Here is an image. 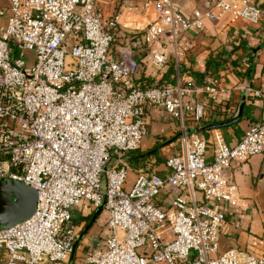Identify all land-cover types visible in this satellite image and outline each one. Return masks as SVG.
Returning a JSON list of instances; mask_svg holds the SVG:
<instances>
[{
  "label": "built area",
  "instance_id": "1",
  "mask_svg": "<svg viewBox=\"0 0 264 264\" xmlns=\"http://www.w3.org/2000/svg\"><path fill=\"white\" fill-rule=\"evenodd\" d=\"M97 3L8 0L0 28V179L34 188L37 201L29 218L0 229L1 264H68L80 234L72 210L85 204H103L107 233L81 264H264V243L218 252L225 210L238 205L232 169L264 151V117L234 145L208 143L188 130L236 111L208 119L204 103L186 97H215L218 80L184 85L180 74L186 31L206 19L256 24L260 4L206 0L185 16L175 0H143L156 18L125 33L148 48L156 69L171 60V79L159 83L138 76L130 46L115 50L118 15L103 16ZM240 67L250 71L251 59ZM148 110L178 121V149L165 158L163 176L141 166L129 182L128 153L140 147Z\"/></svg>",
  "mask_w": 264,
  "mask_h": 264
},
{
  "label": "crops",
  "instance_id": "2",
  "mask_svg": "<svg viewBox=\"0 0 264 264\" xmlns=\"http://www.w3.org/2000/svg\"><path fill=\"white\" fill-rule=\"evenodd\" d=\"M175 1L185 16H190L195 8L207 6L206 0ZM257 1L263 13L256 24L244 20L229 23L224 18L217 21L206 19L202 29L191 28L182 36L184 55L180 58V62L183 84L192 82L199 86L208 75L214 76L220 84L219 92L213 98L205 92H190L186 100L191 103L203 102L208 119L217 112L218 114L226 112L229 115L236 111L237 114L240 104H243L242 116L237 122L204 129L207 130L206 135L209 139L218 138L228 145L236 144L251 123L261 121L264 117V0ZM97 6L105 17L118 15L122 29L114 48L115 50L123 46L132 48V56L140 63L138 76L150 82L170 80V74L164 75L168 70V64L156 69L150 64L151 56L148 48L139 41H129L125 33V30L131 28H143L156 18L155 12L151 8L146 9L143 0H98ZM8 14V0H0V28L5 26ZM244 57H249L252 62L251 70L246 73H243L240 67ZM184 69L199 74L196 76L184 73ZM255 92L259 94L256 95ZM146 114L147 130L142 137L140 147L128 153L131 164L129 182L135 178V172L141 166L163 176L166 173L165 158L178 149L177 138L173 139L177 135L178 121L162 110H148ZM219 122L223 121L216 123ZM186 124L192 126L188 120ZM209 124L214 123L205 122L201 127ZM199 133L203 136L202 131ZM159 145L162 146L150 152ZM148 152L150 153L147 154ZM159 159L162 161H157ZM232 174L238 188L239 199L237 206L225 210L226 221L218 238L219 253L232 247L260 246L264 243V151L252 155L233 167ZM186 195L189 196V193L186 192ZM195 198H201L198 192H195ZM94 211L95 209L86 204L73 208L72 215L79 220L75 223L79 230H84ZM106 216V211L102 210L82 236L74 252L77 260L85 253L83 251L102 244L107 233ZM88 217L90 219L86 221ZM3 259L4 251H0V264ZM72 260L68 264H71ZM38 264L66 263L41 260Z\"/></svg>",
  "mask_w": 264,
  "mask_h": 264
},
{
  "label": "water",
  "instance_id": "3",
  "mask_svg": "<svg viewBox=\"0 0 264 264\" xmlns=\"http://www.w3.org/2000/svg\"><path fill=\"white\" fill-rule=\"evenodd\" d=\"M242 109L243 104H240L237 114L225 122L209 124L201 128H197L195 130L189 129L188 131L200 132L204 129L218 128L235 123L242 116ZM177 137L178 135H176L173 139H176ZM161 146L162 145L155 147L150 152L156 151ZM150 152H148L147 154H149ZM36 201L37 192L34 188L25 185L19 181L10 180L7 178L0 179V229L9 228L14 224L29 218L35 210ZM102 210L103 204H101L95 209L91 219L85 226L84 230L79 234L78 238L75 240L72 246L69 262L73 259L75 249L78 246L82 236L87 232L89 227L93 224L94 220Z\"/></svg>",
  "mask_w": 264,
  "mask_h": 264
},
{
  "label": "trees",
  "instance_id": "4",
  "mask_svg": "<svg viewBox=\"0 0 264 264\" xmlns=\"http://www.w3.org/2000/svg\"><path fill=\"white\" fill-rule=\"evenodd\" d=\"M166 64H168V70H166V72L164 73V75L165 74H171L172 72H173V65H172V62H171V60H168V62L166 63ZM184 73H189V74H195L196 76L199 74V73H197V72H193V71H189L188 69H184ZM180 74L182 75V69H181V71H180ZM160 82H162V81H159V83ZM231 117H228V118H226V119H223V120H220V121H227V120H229ZM202 133H203V136H204V138L208 141V143H211V139H209V137H208V135H206L207 134V130H202ZM142 155H145V154H142ZM157 161H162V159H159V160H157ZM156 161V162H157ZM165 161V160H164ZM91 217V216H90ZM90 217H88V218H86V221H88L89 219H90ZM73 221H74V223H78V221L79 220H77L76 218H73ZM86 224V223H85ZM82 230H79V233L81 232ZM80 259H81V257H80ZM79 259V260H80ZM71 264H81V263H79L78 262V260H77V255L76 254H74V258H73V260H72V263Z\"/></svg>",
  "mask_w": 264,
  "mask_h": 264
},
{
  "label": "rangeland",
  "instance_id": "5",
  "mask_svg": "<svg viewBox=\"0 0 264 264\" xmlns=\"http://www.w3.org/2000/svg\"><path fill=\"white\" fill-rule=\"evenodd\" d=\"M25 55H26V56H29V57L31 58V56H32L33 54H32V52L25 51ZM28 63L31 64L32 61L30 60ZM83 250H84V249H83ZM83 252H86V251H83ZM81 257H82V256H81Z\"/></svg>",
  "mask_w": 264,
  "mask_h": 264
}]
</instances>
